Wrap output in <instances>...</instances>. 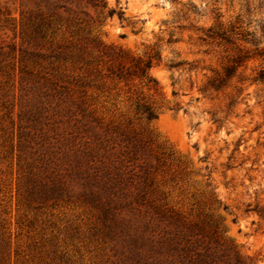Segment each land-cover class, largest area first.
<instances>
[{
  "label": "rangeland",
  "instance_id": "1",
  "mask_svg": "<svg viewBox=\"0 0 264 264\" xmlns=\"http://www.w3.org/2000/svg\"><path fill=\"white\" fill-rule=\"evenodd\" d=\"M262 73L264 0H0V264H264Z\"/></svg>",
  "mask_w": 264,
  "mask_h": 264
},
{
  "label": "trees",
  "instance_id": "2",
  "mask_svg": "<svg viewBox=\"0 0 264 264\" xmlns=\"http://www.w3.org/2000/svg\"><path fill=\"white\" fill-rule=\"evenodd\" d=\"M98 1V0H95ZM110 14H114V13H118L119 16L121 17L123 15V11L122 10H117V9H111ZM210 32H212L213 34L219 36L220 39L225 40V41H230L229 37L227 36V32L224 30H220L217 32H214L212 29L209 30ZM249 56H251L249 54V52L247 53H242L241 55H237L235 56L230 64H228L225 68H224V75L222 76H217V78H215L214 80H211L209 83L210 85H212L213 87L217 88V90L221 89L224 85L227 79H229L231 76L235 75L238 68L242 66V64L244 63L245 59L249 58ZM152 68V59H148L146 61H136L134 66L132 67H126L123 63H119V67L117 68H111V73L117 75L118 77H125L127 75L131 76V75H138L142 78H145L148 80V82H155L156 80L152 77L149 76V71ZM264 79V73L261 74V76H259V78L257 80H263ZM141 107V108H140ZM140 109H143L145 114L147 115V117L149 119L152 118H156V112L154 110H152L150 107H142L139 106Z\"/></svg>",
  "mask_w": 264,
  "mask_h": 264
}]
</instances>
